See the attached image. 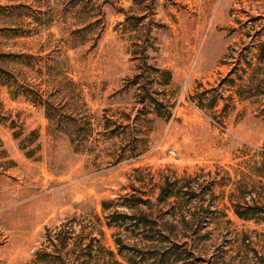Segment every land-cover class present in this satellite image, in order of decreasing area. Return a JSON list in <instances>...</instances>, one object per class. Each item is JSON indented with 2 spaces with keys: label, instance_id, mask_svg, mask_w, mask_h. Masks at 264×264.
Returning <instances> with one entry per match:
<instances>
[{
  "label": "rangeland",
  "instance_id": "rangeland-1",
  "mask_svg": "<svg viewBox=\"0 0 264 264\" xmlns=\"http://www.w3.org/2000/svg\"><path fill=\"white\" fill-rule=\"evenodd\" d=\"M263 145L264 0H0V264H264Z\"/></svg>",
  "mask_w": 264,
  "mask_h": 264
},
{
  "label": "trees",
  "instance_id": "trees-1",
  "mask_svg": "<svg viewBox=\"0 0 264 264\" xmlns=\"http://www.w3.org/2000/svg\"><path fill=\"white\" fill-rule=\"evenodd\" d=\"M258 154L260 155V159L255 160V163L252 164V170L253 173L257 174L258 176L264 178V145L258 150ZM192 180V179H191ZM180 184V180H174L171 181L169 178H166L165 182L161 186V196L162 198H169L171 196H177L181 191H186L184 190L185 186L184 184ZM239 193L242 195L244 194L243 189L241 184H239L238 187ZM234 194H232L233 196ZM125 199L128 203L132 204H138L139 202H143L144 199L141 197L136 196L134 193H129L125 195ZM105 205V203H103ZM242 208V209H241ZM235 213L243 218H251L254 215L251 214L252 209H256L258 211H263L264 212V205H259V204H254L250 205L247 203V205L241 206V204H237L234 206ZM124 216L127 218L135 219L137 216H140V218L136 221L141 222L142 224H145L148 221L147 215L144 212H141L139 214H124V213H119V212H113L110 215V220L109 221H117L119 217ZM134 223H137V222ZM116 243L119 246V250L123 248L125 245L123 243V240L120 236H116L115 238ZM133 264V262H131Z\"/></svg>",
  "mask_w": 264,
  "mask_h": 264
}]
</instances>
